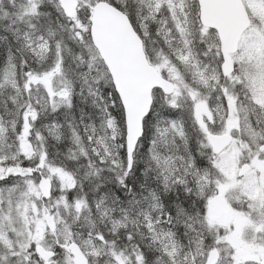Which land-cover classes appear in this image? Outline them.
<instances>
[{"label":"snow or ice","instance_id":"6c2138e0","mask_svg":"<svg viewBox=\"0 0 264 264\" xmlns=\"http://www.w3.org/2000/svg\"><path fill=\"white\" fill-rule=\"evenodd\" d=\"M0 264H264V0H0Z\"/></svg>","mask_w":264,"mask_h":264}]
</instances>
